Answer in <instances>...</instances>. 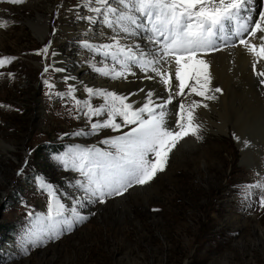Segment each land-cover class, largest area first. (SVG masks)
<instances>
[{
    "label": "rangeland",
    "instance_id": "374dc122",
    "mask_svg": "<svg viewBox=\"0 0 264 264\" xmlns=\"http://www.w3.org/2000/svg\"><path fill=\"white\" fill-rule=\"evenodd\" d=\"M30 1L0 5L20 7ZM88 2L49 0L45 40L15 15L0 27V60L9 61L0 66V264H264V136L259 116L245 108V101L231 119L241 129L240 141L232 123L225 131L213 127L201 139L173 149L166 169L150 183L133 185L104 203L85 201L78 211L87 219L73 220L70 230L60 224V237L53 233L49 238L53 226L46 216L52 196L42 184L61 202L76 206L84 177L72 169V157L93 147L114 152L101 142L128 131L116 135L103 128L93 134L91 124L99 116L89 119L83 105L104 101L86 95L87 85L77 90L68 77L58 75L48 37H55L60 19L75 27L60 35L67 41L61 51L73 59L82 54L89 66L97 56L92 48H80L87 43L74 36L77 23L88 21L93 12ZM68 99L77 111L72 119L62 106ZM57 144L66 146L58 153L45 151ZM4 145L15 149L5 152ZM37 237L40 243L34 242Z\"/></svg>",
    "mask_w": 264,
    "mask_h": 264
},
{
    "label": "snow or ice",
    "instance_id": "6c2138e0",
    "mask_svg": "<svg viewBox=\"0 0 264 264\" xmlns=\"http://www.w3.org/2000/svg\"><path fill=\"white\" fill-rule=\"evenodd\" d=\"M6 2L23 4L26 0ZM89 3L98 5L91 10L115 33L109 43L85 45L112 61L111 66L105 65L96 71L111 79L125 80L128 75H135L133 68L145 74L152 72L160 77V82L167 86L170 95L157 103L153 96L157 95L159 99L158 94L150 90L145 93L147 100L143 106L134 108L128 100L135 93L120 95L107 89L88 88L89 96L100 97L104 101L96 107L84 102L85 115L89 119L105 116L103 121L91 124L92 133L103 128L129 130L101 142L114 149V152L93 147L72 157V169L84 177L80 182L83 196L76 200V206L61 202L62 198L50 186L42 184L48 187L52 196L46 216L53 226L49 230L50 239L53 233L54 238L60 237L63 232L58 227L60 224L70 230L73 220L87 219L78 211L85 201L104 203L106 197L123 195L133 185L150 183L166 169L169 155L180 140L189 135L196 139L202 138L199 135L201 126L193 123L195 116L191 110L185 120L183 104L179 105L178 120L169 124L166 119L167 105L172 102L173 95L185 94V87H189L187 81H194L189 94L215 99L214 95H207L211 77L209 65L201 58L202 55L219 51L224 46L243 45L255 57L264 59V10L255 11L252 7L254 0H89ZM7 23L6 20L0 21V27H6ZM122 33L124 36H121ZM125 37H140L147 44L142 47L140 43H122ZM256 37L261 41L259 46L249 43L251 38ZM219 41H224V44ZM44 52H47V48ZM7 62L8 59L0 60V66ZM173 64L174 73L163 70L165 65L171 67ZM116 65H119V69ZM173 75L179 81V91L175 93L172 89ZM257 75L264 77V71ZM145 78L154 77L146 75ZM260 83L264 84V80ZM213 91L219 93L222 90L215 88ZM191 107L200 105L193 101ZM203 107L206 108L207 104ZM117 117L120 118L119 122ZM63 162L65 165L68 163L67 160ZM260 202L264 206V197ZM34 242L40 243V238L37 237Z\"/></svg>",
    "mask_w": 264,
    "mask_h": 264
},
{
    "label": "bare ground",
    "instance_id": "6f19581e",
    "mask_svg": "<svg viewBox=\"0 0 264 264\" xmlns=\"http://www.w3.org/2000/svg\"><path fill=\"white\" fill-rule=\"evenodd\" d=\"M48 1L33 0L28 2V4H25L24 6L20 7L0 5V21L6 20L8 22V20L13 19L12 15H15V17H18V22L21 21L25 25L32 28L35 36L38 39L45 40L48 36V31L50 29V17L49 15L45 14ZM90 6L92 8L98 5L90 4ZM262 6H264V0H254V3L252 4V7L257 12L262 10ZM22 9L27 10L29 13L31 11L32 13L36 14L35 17L31 18L30 16H25L22 12ZM89 18H92L91 21L89 20ZM89 18H86L88 21H80L79 23H77L78 29L77 32L74 33V36L82 37L85 43L91 44L93 46H99L100 44L111 42V37L115 33L112 29L107 27L103 19H101V17L94 11L89 15ZM58 23L59 26L55 37H48L51 38L53 42L52 46L54 49V61L57 66L58 75L60 79L68 77L71 80L72 86L77 90H79V88H83L84 85H87L88 87L94 89H107L110 91L119 92L121 95L135 93V95H131L128 100L129 103L133 104L134 108L143 106V104L147 100L145 93L150 90H153L155 93L158 94L159 99L157 98V95L153 96V100H155L157 103L162 102L170 95L167 86L160 82V77L155 76V73L148 72L147 74H145L141 72L138 68H133L135 75H128L126 80L123 78L111 79L107 76L101 75L98 71H96L97 68H101L109 64L106 60L101 59L99 57V54H97L94 62L90 66L83 62L82 54L78 57H75L74 59L71 58V56L65 55V52L61 51V45L62 43L67 41H62L65 38L61 36L68 32H72L73 30H75V27L72 21L65 22L60 19ZM121 36H123V34H121ZM121 42L129 44L140 43L142 47L147 44L146 40L138 38L136 39L134 37H125L124 39H122ZM219 43L221 42L219 41ZM249 43L256 44L257 46H259L261 41L258 37H256L251 38L249 40ZM85 45L86 44H84L80 48H84L86 50L91 49L89 47H86ZM148 46L151 47V45ZM92 51L95 52L94 50ZM201 58L207 61L209 65L208 72L210 73L211 77V84L209 85L207 95H214L215 99H205L204 97L196 96L194 93L189 94L190 86L194 84V81H187L189 87H185V94L182 96L173 95L172 102L167 105L166 110L168 115L166 119L168 123L171 124L175 120L179 119V105L183 104L185 106V120L187 119V113L191 110L193 112V115L195 116V120L193 123L199 124L201 126L199 135L205 136L207 132L215 131L213 129V127L215 126L225 131L229 123H232L234 126L235 138L240 141L243 137V134L240 131L241 129H239L236 120L231 121V119H233L234 116H238L239 110L241 109L240 105L242 104V101H245V108H249L252 114H254L255 116H259L257 123L261 128L260 135L264 136V94H261L263 93L261 87H264V84L260 83L262 77L257 75L258 72L264 71V59H258L257 57L252 55L247 49H245L243 45H238L232 48L224 46L219 51H213L212 53L202 55ZM78 62H80L82 65L79 64V66H77L74 72L69 71V69L76 66L75 64H77ZM254 63L255 69L253 68ZM174 69L175 65L173 64L171 65V67L165 65L163 70L165 72L174 73ZM146 75L152 76L154 78L147 79L145 78ZM178 84L179 81L176 80L173 75V93L179 91ZM215 88H220L222 91L219 93L214 92L213 90ZM140 89H143L144 91H139ZM65 91H67V89H65ZM85 93L86 95H88L86 91ZM193 101H196L200 105V107L192 108L191 105ZM61 103L65 104V101H61ZM204 104H207L206 108L203 107ZM62 106L66 108L65 114L69 119H72L73 114L75 112L77 113V111L73 113L71 109L73 107L69 106V99L67 100L66 105ZM38 108L40 109L41 107L38 106ZM173 109H175V111H173ZM57 111L58 110H56V112ZM62 111L64 110L62 109ZM104 119L105 116H99V122L103 121ZM117 122H119V119H117ZM126 130L129 129L122 128L120 131H115V133L116 135H120V133ZM193 140H195V137L191 135L186 136L184 139L180 140L176 144L174 150H176L180 146H183L184 143H189ZM12 149H15V146L4 145L3 150L5 152H10L12 151Z\"/></svg>",
    "mask_w": 264,
    "mask_h": 264
},
{
    "label": "trees",
    "instance_id": "16d2710c",
    "mask_svg": "<svg viewBox=\"0 0 264 264\" xmlns=\"http://www.w3.org/2000/svg\"><path fill=\"white\" fill-rule=\"evenodd\" d=\"M66 145L64 144V145H59V144H57V145H47V149H45V151L46 152H49V153H51V152H53V153H58V151H61L62 150V148H64Z\"/></svg>",
    "mask_w": 264,
    "mask_h": 264
}]
</instances>
